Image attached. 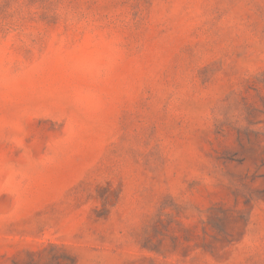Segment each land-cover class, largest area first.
<instances>
[{"label": "rangeland", "instance_id": "rangeland-1", "mask_svg": "<svg viewBox=\"0 0 264 264\" xmlns=\"http://www.w3.org/2000/svg\"><path fill=\"white\" fill-rule=\"evenodd\" d=\"M0 264H264V0H0Z\"/></svg>", "mask_w": 264, "mask_h": 264}]
</instances>
